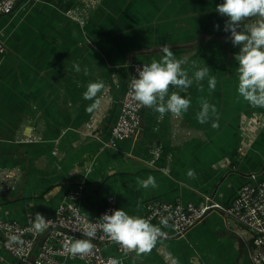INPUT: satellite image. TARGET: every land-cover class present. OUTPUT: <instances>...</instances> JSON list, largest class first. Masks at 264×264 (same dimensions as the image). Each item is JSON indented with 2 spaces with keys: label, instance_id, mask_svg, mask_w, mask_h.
<instances>
[{
  "label": "crops",
  "instance_id": "crops-1",
  "mask_svg": "<svg viewBox=\"0 0 264 264\" xmlns=\"http://www.w3.org/2000/svg\"><path fill=\"white\" fill-rule=\"evenodd\" d=\"M219 2L20 0L0 15V173H14L0 186V219L23 224L36 212L53 217L77 185V205L88 218L107 196L116 208L146 219L147 204L155 200L228 205L247 174L264 165V107L237 92V48L222 30ZM162 46L188 58L182 67L189 76L192 62L208 65L215 88H208L207 77L194 82L182 93L190 105L179 116L145 107L139 133L108 145L130 64L158 58ZM97 79L103 89L85 100L86 85ZM94 101L96 108L87 111ZM202 101L216 109L204 123L197 120ZM148 176L155 186L145 188L141 182ZM229 221L241 225L211 212L180 237L150 222L160 228L150 251L119 254L113 243L101 250L123 264H250L252 234ZM43 241L23 260L3 249L0 236V264H31Z\"/></svg>",
  "mask_w": 264,
  "mask_h": 264
},
{
  "label": "built area",
  "instance_id": "built-area-1",
  "mask_svg": "<svg viewBox=\"0 0 264 264\" xmlns=\"http://www.w3.org/2000/svg\"><path fill=\"white\" fill-rule=\"evenodd\" d=\"M19 0H0V15L10 13ZM93 5L96 0H84ZM75 15V14H74ZM5 52V46L0 40V60ZM143 64H130V76L126 90L121 98L119 113L116 121L110 128L112 146L116 140H122L137 135L141 129L142 114L145 107L138 105L130 89L132 76L136 69ZM14 177L11 171L0 173V186L5 180ZM8 183V182H7ZM6 187H10L6 185ZM82 194V185L72 188L66 195L63 203L59 204L53 217L45 219L47 227L37 233L34 220L26 223L14 220L0 219L1 246L10 255L27 259L39 239L44 241L36 251L31 264H61L62 260H80L84 264H123L121 257L105 255L101 246L108 243L115 244L119 254H127L133 250L124 248L113 241L102 230L100 216L115 209V200L107 196L99 212L93 217H86L80 212L77 200ZM217 212L225 217L232 218L252 234V245L249 252L250 264H264V165L258 172L247 174L246 181L240 186L235 198L225 206L214 201L205 200L201 205L184 203L181 201L165 202L155 200L147 204L146 217L150 222L165 224L171 228L173 236H183L188 230L202 221L209 213ZM91 233V236L87 234ZM163 236H166L163 234ZM75 239H90L92 249L87 254L70 255L66 248L70 241Z\"/></svg>",
  "mask_w": 264,
  "mask_h": 264
},
{
  "label": "clouds",
  "instance_id": "clouds-1",
  "mask_svg": "<svg viewBox=\"0 0 264 264\" xmlns=\"http://www.w3.org/2000/svg\"><path fill=\"white\" fill-rule=\"evenodd\" d=\"M215 11L225 18L222 30L229 34L230 43L237 48L234 55L238 74L237 92L250 105L264 107V0H220L215 5ZM252 17L261 19L248 25L242 24L245 18ZM186 63L187 57L177 58L170 46H162L158 58L137 68L136 74L132 76L130 89L138 105L153 108L161 116L165 112L179 116L190 105V99L182 93H186L194 82L198 84L207 77L208 88H215L216 77L209 75L208 65L197 67L192 62L195 71L189 76L188 71L182 67ZM72 67L77 72L81 70L78 64ZM170 85L176 90L169 91ZM103 87L104 82L100 79L89 82L83 92L84 99L93 100ZM96 106L94 101L86 110L91 112ZM210 111L215 113V106L202 101L197 120L200 123L206 122ZM212 126L217 125L213 123ZM187 174L192 176V170ZM141 183L145 188L155 186L152 176ZM100 218L104 233L124 248L134 249L137 254L150 251L160 235L158 226L142 216L129 214L121 207L103 213ZM161 223L165 224L166 221ZM34 227L37 233L47 227L45 216L40 212L35 213ZM87 235L91 236V233ZM92 247L90 239H75L69 242L66 251L70 255L87 254ZM111 264H117V261L112 260Z\"/></svg>",
  "mask_w": 264,
  "mask_h": 264
},
{
  "label": "rangeland",
  "instance_id": "rangeland-1",
  "mask_svg": "<svg viewBox=\"0 0 264 264\" xmlns=\"http://www.w3.org/2000/svg\"><path fill=\"white\" fill-rule=\"evenodd\" d=\"M229 224H230V225H235L236 223H235L234 221H229ZM236 226H238V227H242V228L244 229V232H246V235L249 236V233L246 231V230H247L246 228H244V227L241 226V225L239 226V225H237V224H236ZM250 236H251V235H250ZM260 264H262V263H260Z\"/></svg>",
  "mask_w": 264,
  "mask_h": 264
},
{
  "label": "water",
  "instance_id": "water-1",
  "mask_svg": "<svg viewBox=\"0 0 264 264\" xmlns=\"http://www.w3.org/2000/svg\"><path fill=\"white\" fill-rule=\"evenodd\" d=\"M20 1V0H19Z\"/></svg>",
  "mask_w": 264,
  "mask_h": 264
}]
</instances>
